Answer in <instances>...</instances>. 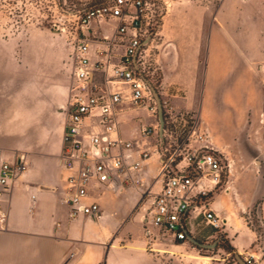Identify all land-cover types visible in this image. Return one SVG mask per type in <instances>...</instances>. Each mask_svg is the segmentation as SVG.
<instances>
[{
	"label": "built area",
	"instance_id": "1",
	"mask_svg": "<svg viewBox=\"0 0 264 264\" xmlns=\"http://www.w3.org/2000/svg\"><path fill=\"white\" fill-rule=\"evenodd\" d=\"M170 1L104 0L74 13L76 26L69 42L72 81L61 106L59 200L70 218L98 220L103 200L133 188L139 194L136 215L147 226L145 235L156 229L170 241L188 243V235L197 239L206 226L218 232L226 224L212 203L223 177L231 174L233 159L210 141L195 112L176 110L167 92L156 90L164 118L160 141L158 105L146 81L153 85L145 56L153 42L158 4L167 11ZM102 25L108 31L99 34ZM131 110L145 116L138 115L134 134L125 135L122 116ZM151 158L156 159V171L145 186L142 172ZM26 170L23 154L11 162L0 153V227L7 219L3 204L11 183Z\"/></svg>",
	"mask_w": 264,
	"mask_h": 264
},
{
	"label": "crops",
	"instance_id": "2",
	"mask_svg": "<svg viewBox=\"0 0 264 264\" xmlns=\"http://www.w3.org/2000/svg\"><path fill=\"white\" fill-rule=\"evenodd\" d=\"M176 11L178 16H195L197 10L186 6L171 15ZM227 11L206 7L199 21L186 17L183 23L179 18L177 23H164L159 66L175 109L195 112L210 141L233 159L228 176L232 178L212 203L225 223L224 208L226 214L231 207L245 208L262 191L253 164H262L257 159L262 149L259 116L264 111V84L255 68L263 69L264 35L252 26L236 28L232 9ZM98 30L102 34L108 28L102 25ZM138 115L145 113L131 110L122 116L125 135L134 134ZM61 146L62 134L55 156H25L17 143L0 140L5 159L12 162L23 154L27 164V170L11 183L9 199L3 204L7 219L0 227V264H163L147 249L153 234L147 237L144 231L124 237L123 224L129 228L142 224L136 215L139 194L135 189L103 200L101 219L69 217L68 207L59 200L63 192L62 169L57 164ZM156 165L154 158L145 162V186L152 182ZM215 234L206 226L197 239L209 240ZM236 239L245 242L242 234ZM158 250L161 256L167 251Z\"/></svg>",
	"mask_w": 264,
	"mask_h": 264
},
{
	"label": "rangeland",
	"instance_id": "3",
	"mask_svg": "<svg viewBox=\"0 0 264 264\" xmlns=\"http://www.w3.org/2000/svg\"><path fill=\"white\" fill-rule=\"evenodd\" d=\"M102 2L104 0H0V140L17 143L25 156L56 155L63 130L61 106L67 101L72 81L69 42L70 32L76 26L73 15L84 7ZM170 2L167 11L162 4H158L159 9L151 26L153 42L145 56L155 89L168 92L164 94L169 101L172 96L163 82L159 67L164 23H177L178 18L183 23L186 17L199 21L202 9L224 8L229 9L227 12L232 9L236 28L245 30V25L252 26L264 35V0ZM186 6L196 9V15L178 16L177 11L171 15L174 9ZM90 34L93 36L92 32ZM262 65V70L258 66L255 68L264 84V62ZM261 114L259 146L262 149L257 160H261L262 164L258 167V162L253 164L262 186L257 200L245 208H229L230 217L226 208L223 209L221 213L228 221L222 230L209 240L198 239L211 243L220 238L213 249L199 248L190 242H173L162 232L151 229L153 238L147 243V249L153 253L155 261L160 260L163 264H239L236 258L239 255L245 262L249 260L250 264H264V122H260ZM231 178L223 177L217 193L226 187L227 179ZM125 215L129 217L130 213L126 211ZM146 229L144 224L135 228L123 224L122 228L127 239L136 233L143 234ZM240 234L245 236V242L236 239ZM159 242H164L163 246ZM161 247L167 250L164 256L159 253ZM225 248H232V251L228 252Z\"/></svg>",
	"mask_w": 264,
	"mask_h": 264
},
{
	"label": "water",
	"instance_id": "4",
	"mask_svg": "<svg viewBox=\"0 0 264 264\" xmlns=\"http://www.w3.org/2000/svg\"><path fill=\"white\" fill-rule=\"evenodd\" d=\"M148 39L149 37L145 40V42L143 43L144 45H146L148 43ZM147 83L149 84L156 100H157V105H158V120H159V138H160V141L162 142L163 140V135H162V132H163V127H164V118H163V110H162V107H161V103H160V99H159V95L156 91V89L154 88V86L152 85V83L147 80ZM187 239L188 241L199 247V248H207V249H213L216 247L217 243L219 242L220 238H217L215 240H213L211 243H208V242H201L199 241L198 239L192 237L191 235H188L187 236ZM236 258L239 262V264H247L239 255H236Z\"/></svg>",
	"mask_w": 264,
	"mask_h": 264
},
{
	"label": "trees",
	"instance_id": "5",
	"mask_svg": "<svg viewBox=\"0 0 264 264\" xmlns=\"http://www.w3.org/2000/svg\"><path fill=\"white\" fill-rule=\"evenodd\" d=\"M220 246V245H219ZM228 252L232 251V248H225Z\"/></svg>",
	"mask_w": 264,
	"mask_h": 264
}]
</instances>
